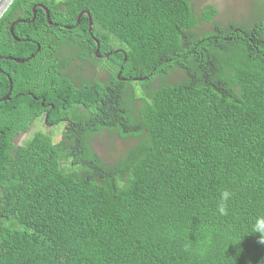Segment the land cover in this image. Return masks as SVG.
Here are the masks:
<instances>
[{"label":"trees","instance_id":"16d2710c","mask_svg":"<svg viewBox=\"0 0 264 264\" xmlns=\"http://www.w3.org/2000/svg\"><path fill=\"white\" fill-rule=\"evenodd\" d=\"M38 3L53 24L38 6L12 33ZM253 7L247 25L191 0L11 3L0 19V98L13 82L0 102V264H264L249 231L264 214V0ZM83 10L93 34L89 15L77 23ZM174 70L185 76L171 82ZM48 109L49 123L72 122L61 140L39 129L18 144ZM105 131L137 141L108 163L91 143Z\"/></svg>","mask_w":264,"mask_h":264},{"label":"rangeland","instance_id":"374dc122","mask_svg":"<svg viewBox=\"0 0 264 264\" xmlns=\"http://www.w3.org/2000/svg\"><path fill=\"white\" fill-rule=\"evenodd\" d=\"M197 13H201L204 6L213 4L219 9V13L215 18V21H220L223 24L229 23L231 20L250 24V21H253L255 16V9L253 7V0H191ZM201 27L208 30L211 27V24H202ZM70 54V51L68 55ZM72 65H76L73 63ZM82 67H80L81 71ZM83 72V71H82ZM83 74L87 77H90V73L86 72ZM185 76L184 72L181 70H174L171 73L170 81L175 82L180 80ZM103 78H108V74L102 75ZM159 77L154 80V87L159 85ZM41 129L46 133H51L52 128L48 127L44 120L41 121L38 127L34 125L31 127L30 131L17 137L16 141L18 144L23 143V141L31 136L35 131ZM62 133L56 137V140H61ZM137 139L135 138H126L122 137L117 132L111 133L105 131L101 134H96L91 138V143L94 150L101 156V158L108 163L113 162L125 151L132 147L136 143Z\"/></svg>","mask_w":264,"mask_h":264},{"label":"water","instance_id":"95a60500","mask_svg":"<svg viewBox=\"0 0 264 264\" xmlns=\"http://www.w3.org/2000/svg\"><path fill=\"white\" fill-rule=\"evenodd\" d=\"M14 0H0V19L1 17L4 15V13L7 11V9L9 8V6L11 5V3L13 2ZM42 7L44 9V11L46 12L47 14V19L49 21L50 24H53L52 20H51V14H50V10L49 8L44 5V4H36L34 6V13H35V16L32 17L31 19L29 20H25V19H18V20H15L12 25H11V32L14 33V28H15V25L19 22H29V23H32L35 21L36 19V12H37V7ZM87 14L89 15V19H90V28H89V31L91 34H93V18L91 16V13L89 10H83L80 12L79 16H78V21L77 23H80L81 20H82V17ZM56 25H59L58 23H56ZM94 40L96 41L97 43V49H96V55L98 57H102V58H107L110 56V52L109 53H105V54H99V50H100V41L94 37ZM41 48V45L38 44V50L39 51ZM116 51H121V50H116ZM125 53V52H124ZM36 55V53H33L31 54L30 57L26 58V59H16L17 62H20V63H24L26 61H29L31 60L32 58H34ZM0 58H3V56H0ZM7 59H13V57H7ZM125 60H127V54L125 53ZM0 71H2V69L0 68ZM122 72H123V67H121V69L119 70V73H118V77L119 79H125L122 77ZM11 79V86H10V90L8 92L7 95H5L3 98H0V102L1 101H4V100H8L11 98V94H12V90H13V82H12V78L10 77ZM141 79H146V78H141ZM45 121L47 122L48 121V114L46 115V118H45Z\"/></svg>","mask_w":264,"mask_h":264},{"label":"flooded vegetation","instance_id":"af4514ba","mask_svg":"<svg viewBox=\"0 0 264 264\" xmlns=\"http://www.w3.org/2000/svg\"><path fill=\"white\" fill-rule=\"evenodd\" d=\"M38 4H41V3H38ZM10 30H11V28H10ZM15 38L16 39H19L18 37H15ZM67 46H65L63 49H61L58 52V56H60V57H66V56H68L69 51L71 52L72 49L70 48V46L69 47H67ZM34 53H36V52H34ZM78 64L81 65L83 72L84 73H86V72L90 73V76H99L102 80H105V78H103L102 75H105V74L106 75L107 74L109 75V72H107L105 70L100 71L99 70V67L96 66V64H93L91 61H86V62L78 61L76 63V65H73L72 66V68L77 67ZM67 70L70 73H74V70L73 69H70V70L69 69H66L65 71H67ZM4 71L7 72L4 69H2V71H0V72H4ZM42 106H45V108H48L50 106V108H49L50 110L53 109V108H56V104L55 103H45V97L44 96H43V100H42ZM49 109L46 111V115L47 114L49 115V113H50V110ZM46 115H45V118H46ZM45 118H44L45 124L48 127L52 128V129H55L54 131L56 133V137L59 134L63 133V129L64 128H66L68 125H71L72 124L71 120L70 119H67V118H62V123H63L62 125L59 122H57V123H55V122L49 123L48 121L46 122L45 121ZM40 123H41V120H39L38 122L34 123L33 125L35 127H38Z\"/></svg>","mask_w":264,"mask_h":264},{"label":"clouds","instance_id":"9594fccd","mask_svg":"<svg viewBox=\"0 0 264 264\" xmlns=\"http://www.w3.org/2000/svg\"><path fill=\"white\" fill-rule=\"evenodd\" d=\"M94 38V37H93ZM231 193L228 190L221 192L216 204V213L220 216H226L229 213V201ZM250 234H259V242L264 244V214L257 215L250 221Z\"/></svg>","mask_w":264,"mask_h":264}]
</instances>
